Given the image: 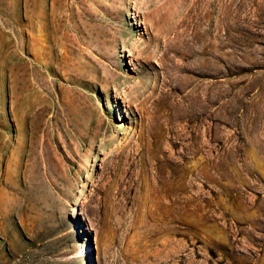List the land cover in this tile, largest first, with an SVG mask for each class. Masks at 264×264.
<instances>
[{
  "label": "rangeland",
  "instance_id": "obj_1",
  "mask_svg": "<svg viewBox=\"0 0 264 264\" xmlns=\"http://www.w3.org/2000/svg\"><path fill=\"white\" fill-rule=\"evenodd\" d=\"M0 264H264V0H0Z\"/></svg>",
  "mask_w": 264,
  "mask_h": 264
},
{
  "label": "bare ground",
  "instance_id": "obj_2",
  "mask_svg": "<svg viewBox=\"0 0 264 264\" xmlns=\"http://www.w3.org/2000/svg\"><path fill=\"white\" fill-rule=\"evenodd\" d=\"M158 8H159V6L155 7V10L153 11L155 14V17H156L157 21H164L165 20V13L164 12L158 13L159 12V10H157ZM118 33H119V36L122 37L121 31L118 30ZM129 55H131V54L129 53Z\"/></svg>",
  "mask_w": 264,
  "mask_h": 264
}]
</instances>
